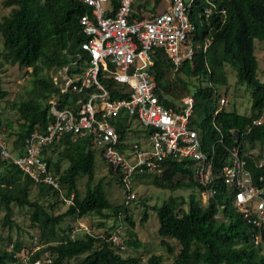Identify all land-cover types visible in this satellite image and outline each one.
<instances>
[{"label":"trees","instance_id":"1","mask_svg":"<svg viewBox=\"0 0 264 264\" xmlns=\"http://www.w3.org/2000/svg\"><path fill=\"white\" fill-rule=\"evenodd\" d=\"M213 1L217 10L208 19L204 15L208 6L205 0H196L191 7L190 19L197 28L191 37L195 44L191 61H186L175 71L165 51L156 52L152 71L157 81L156 93L160 103L167 108L179 109L184 98H194L192 125L199 132L204 150L215 152L217 175L228 164V149L238 147L249 156V169L256 183L262 185L259 178L264 175V170L258 168L257 163L264 158V125L253 127L252 122L262 118L264 113V82L258 77L255 55V41H264V0ZM2 3L11 8V12L0 20V44L3 46L0 53L12 65L32 69L34 77L31 97L20 104H12L19 116L17 131L12 122L3 124L0 104L1 128L7 136L9 149L22 155L31 133L44 130L53 120V108L64 109L76 100L70 91H62L51 72L67 68L72 76L85 71L88 55L81 45L88 37L81 18L90 13V9L82 0H2ZM223 10L225 14L221 13ZM137 11L134 6L132 17L139 16ZM210 29L213 41L205 51L199 45ZM228 67L236 73L237 84L251 90V116L226 111L224 107L216 114L220 100L218 90L229 85ZM106 85L116 94L125 88L112 80H106ZM5 96L1 91L0 99ZM126 126L117 123L123 137ZM10 137H15L11 144ZM257 145H260L258 154L252 152ZM49 150L56 156L55 160L48 154ZM97 154L101 156L91 137L73 140L71 135L46 149L44 159L58 176L62 195L49 185L35 183L19 166L0 154V211L5 212L4 225L9 228L15 225L12 221L14 206L28 208L32 225L39 229L40 238L47 244L33 259L49 252L53 257L52 264H142L139 257L122 255L124 251H119L110 241L112 232L119 227L123 228L124 238L128 224L126 246L136 250L141 247L133 231L135 222L129 213L130 206L125 202L113 206L103 182H95ZM63 163H67V167L63 168ZM106 163L125 192L120 172ZM163 164L166 166L163 173H145L137 179L149 178L159 189L195 190L202 200L203 191L216 192L206 201L193 194L188 199L170 196L160 206L144 210L142 224L148 220V209L157 213L158 235L163 247L172 252L170 240L179 244V253L172 264H264V235L236 209L235 192L231 188L219 178L210 187L199 184L193 161L169 159ZM81 178H87L84 192L78 188ZM63 194L68 199L74 194L73 204L68 205L64 214L53 216L49 210L55 204L47 206L45 202L61 199L66 203ZM88 215H98L106 220L114 217L118 221L107 226V231L100 235L81 230L72 238L79 221L73 228L62 229L66 218L82 220ZM256 237L261 240L258 245ZM13 244V251L0 248V264H24L15 257L23 250L21 243L16 240ZM82 256L85 257L79 259ZM72 260L77 261L73 263ZM163 261L162 255L155 254L149 257L147 264H163Z\"/></svg>","mask_w":264,"mask_h":264},{"label":"built area","instance_id":"2","mask_svg":"<svg viewBox=\"0 0 264 264\" xmlns=\"http://www.w3.org/2000/svg\"><path fill=\"white\" fill-rule=\"evenodd\" d=\"M138 0H82L90 13L81 18V24L88 39L81 47L88 55L87 67L83 74H68L61 70L67 81L63 92L75 97L72 105L64 109L53 108L54 118L48 126L36 130L25 142V152L14 154L9 149L6 134L0 123V154L9 159L35 183H43L59 191L61 182L44 159L47 148L71 135L77 138L91 137L94 148L102 158L120 172L125 188V205L130 206L137 199L134 190L137 176L145 173H163V164L169 159L190 160L194 163L195 175L204 187L213 185L216 179L235 192L234 205L247 222L258 228L264 235V175L257 184L249 169V156L238 147L228 149V164L217 175L215 152H206L199 132L192 125L194 98H184L179 109L167 108L160 103L156 93L157 81L153 74L154 57L164 50L175 71L195 55V44L191 37L196 26L190 19V10L196 0H169V6L162 12L148 14L142 18L132 17ZM206 18L217 10L213 0H205ZM225 14V11H221ZM213 41L212 30L202 42L206 51ZM112 80L120 85L119 92L113 93L106 85ZM118 98L114 97L115 95ZM224 106L228 102L221 98ZM221 109L218 108L216 114ZM126 122V123H125ZM117 123L127 125L125 137ZM264 125L263 118L255 119L253 127ZM264 170V158L257 163ZM214 190L202 192L204 201L215 195ZM74 194L64 198L73 204ZM72 238L91 228L79 221ZM110 241L119 250H127L123 228L114 229ZM260 237L255 243L260 244ZM30 251L16 253L24 264H52L53 257L44 252L42 257L33 256L45 246L38 244ZM14 250V244L9 248Z\"/></svg>","mask_w":264,"mask_h":264},{"label":"rangeland","instance_id":"3","mask_svg":"<svg viewBox=\"0 0 264 264\" xmlns=\"http://www.w3.org/2000/svg\"><path fill=\"white\" fill-rule=\"evenodd\" d=\"M10 12L11 8L5 7L2 3V0H0V20ZM1 51L3 52V46L0 44V52ZM255 55L258 60V77L262 82H264V41H255ZM31 72L32 69L27 70L25 68H20L18 65H12L10 62L5 60L4 56L0 53V94L1 91L6 94L4 98L0 99L2 108L1 119L4 125L8 122H12L15 131L18 130L19 116L18 113L13 109L12 104H20L22 101L28 100L31 97L34 80ZM51 74L53 78L58 80L62 87H66L67 81L64 78V74H61V71L54 70L51 72ZM227 76L229 79V85L228 87H220L218 94L220 95V99L226 98L228 103L222 106L218 102V108L222 109L224 107L226 111L237 112L238 114L244 116H251V90L246 85L237 84L236 73L230 67L227 68ZM262 118L264 120V113ZM10 138L11 144L15 137ZM252 152L258 154L260 152V145H257V147ZM48 154L53 156L51 150H49ZM53 157L55 160L56 156ZM66 165L67 163H63V168L67 167ZM99 181L103 182L108 199L113 206H120L125 202V192L122 186L116 183L115 177L113 174H111L109 166L105 160H103V158L97 154L95 182ZM86 182L87 178L80 179L78 188L81 192H84ZM133 188L135 189L137 199L135 200V203L133 202L132 205H130L129 213L135 222L133 231L136 233L137 239L141 242V247L136 250L127 245V250H125L122 255L126 257H139L142 260V264H147L150 256L158 254L164 257L163 264H172L179 253V244L174 240H170L172 252H169L166 247H163L160 244V238L158 235L160 224L157 213L152 209H148V220L142 224L140 221L143 217V212L148 207L160 206L170 196L184 197L188 199L189 196L193 194L198 197L199 200H202L200 195H197V191L191 189H178L176 191L159 189L150 182L149 178L136 179ZM35 193L36 189L34 188L32 195L34 196ZM63 196L65 197L64 194ZM202 201V205H205V203ZM45 203L47 206H49V204H55V206L50 207L49 210L53 216L62 215L68 209V204L63 202L61 199H50V202L46 201ZM144 203H146V205H144ZM30 214L31 211L28 208L20 209L14 206L12 221L15 223V225L13 228H9L4 225L5 212L0 211L1 249L9 250L14 241L18 240L21 243L23 250L30 251L31 248L36 246L34 243L35 237L38 238V244L47 246L46 241L40 238L39 229L32 225L30 221ZM222 217V214H220L219 218L222 219ZM77 221L92 227L93 234L100 235L107 231L108 227L116 224L118 220H115L114 217L106 220L98 215H88L82 220L68 217L62 224V229L65 230L67 228H73ZM128 229L129 226L127 224V229L124 232L125 240L129 239ZM84 257L85 256H82L79 259H83ZM75 261L77 260H72L73 263Z\"/></svg>","mask_w":264,"mask_h":264},{"label":"crops","instance_id":"4","mask_svg":"<svg viewBox=\"0 0 264 264\" xmlns=\"http://www.w3.org/2000/svg\"><path fill=\"white\" fill-rule=\"evenodd\" d=\"M168 6L169 0H138L135 4V9H138L137 13L139 15L137 18H142L143 16H146L148 14H156L162 12Z\"/></svg>","mask_w":264,"mask_h":264}]
</instances>
